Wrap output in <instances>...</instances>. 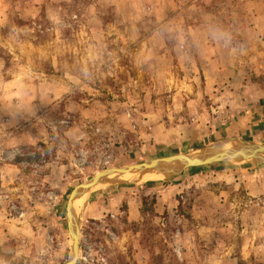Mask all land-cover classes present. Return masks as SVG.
<instances>
[{
    "label": "rangeland",
    "instance_id": "1",
    "mask_svg": "<svg viewBox=\"0 0 264 264\" xmlns=\"http://www.w3.org/2000/svg\"><path fill=\"white\" fill-rule=\"evenodd\" d=\"M242 142L264 0H0V264H264V161L207 160Z\"/></svg>",
    "mask_w": 264,
    "mask_h": 264
},
{
    "label": "bare ground",
    "instance_id": "2",
    "mask_svg": "<svg viewBox=\"0 0 264 264\" xmlns=\"http://www.w3.org/2000/svg\"><path fill=\"white\" fill-rule=\"evenodd\" d=\"M220 151L221 152H218V153H221L224 155L226 153H233V154H237V155L244 157L246 159H249V160L264 159V151H262L261 149L259 150V147H251V146L245 145V144H242L240 146L227 145V146L223 147V149H221ZM234 160L240 161V159H238V158H236ZM189 162H191V161H189ZM178 166H180L179 162H178ZM173 169H174V167H173ZM160 175L162 176L163 174H160ZM151 176H152L151 171L145 172V174L136 173V172L120 173L118 175L116 174V175L108 178L104 183H107V182H109V184H116V183H121V182L122 183H124V182L136 183L139 180H144V179L151 177Z\"/></svg>",
    "mask_w": 264,
    "mask_h": 264
},
{
    "label": "water",
    "instance_id": "3",
    "mask_svg": "<svg viewBox=\"0 0 264 264\" xmlns=\"http://www.w3.org/2000/svg\"><path fill=\"white\" fill-rule=\"evenodd\" d=\"M240 144H245V145H249L251 147H259V150L261 149L262 151H264V145H259V144H253V143H250V142H242ZM238 144V145H240ZM240 159V160H243V161H248L249 159H246L244 157H241L237 154H233V153H226L225 155L224 154H221V153H216L214 151V148H211V154H210V157L207 159V160H211V161H229V160H234V159ZM191 161V162H189ZM202 160H199V159H196V158H182L180 159V162L185 166V165H194L195 163H199L201 162ZM259 161H264V159H261ZM148 168V167H147ZM124 171H116V172H120V173H129V172H137L135 171L136 168L135 167H129V168H126V169H123ZM118 173V174H120Z\"/></svg>",
    "mask_w": 264,
    "mask_h": 264
},
{
    "label": "clouds",
    "instance_id": "4",
    "mask_svg": "<svg viewBox=\"0 0 264 264\" xmlns=\"http://www.w3.org/2000/svg\"><path fill=\"white\" fill-rule=\"evenodd\" d=\"M233 51L235 52V49H233ZM240 51L243 53L244 52V48L241 47Z\"/></svg>",
    "mask_w": 264,
    "mask_h": 264
},
{
    "label": "trees",
    "instance_id": "5",
    "mask_svg": "<svg viewBox=\"0 0 264 264\" xmlns=\"http://www.w3.org/2000/svg\"><path fill=\"white\" fill-rule=\"evenodd\" d=\"M192 171H194V170H192Z\"/></svg>",
    "mask_w": 264,
    "mask_h": 264
}]
</instances>
